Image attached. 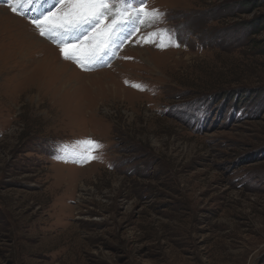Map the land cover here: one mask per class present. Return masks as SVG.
I'll return each instance as SVG.
<instances>
[{"label":"rangeland","instance_id":"374dc122","mask_svg":"<svg viewBox=\"0 0 264 264\" xmlns=\"http://www.w3.org/2000/svg\"><path fill=\"white\" fill-rule=\"evenodd\" d=\"M145 7L88 72L0 2V264H264V0Z\"/></svg>","mask_w":264,"mask_h":264},{"label":"snow or ice","instance_id":"6c2138e0","mask_svg":"<svg viewBox=\"0 0 264 264\" xmlns=\"http://www.w3.org/2000/svg\"><path fill=\"white\" fill-rule=\"evenodd\" d=\"M21 2L9 0V7L14 13L17 8L12 4ZM146 3L147 0H55L48 11L29 22L39 36L59 48L63 59L87 70L109 50L113 38L122 28L131 25L132 31H136L141 25L152 27L162 22L164 13L158 9H146ZM164 36H168L169 44H172L171 35L166 29L147 33L144 40L154 43ZM156 46L168 45L159 43ZM131 86L144 90L143 85L138 83ZM99 147L101 145L96 141L85 138L76 142L72 154L79 157V163H85L88 159L96 158L95 155L89 156V153Z\"/></svg>","mask_w":264,"mask_h":264},{"label":"bare ground","instance_id":"6f19581e","mask_svg":"<svg viewBox=\"0 0 264 264\" xmlns=\"http://www.w3.org/2000/svg\"><path fill=\"white\" fill-rule=\"evenodd\" d=\"M43 51H45V47H44V46H40V50H39V52L42 53ZM47 57H48V58H47L48 61H45V60H44L42 65H44V64H46V63H51V64H52V62H50L49 59H50L51 57L53 58V54H52L51 52H48V53H47ZM23 68H24V67H23ZM19 69H20V68H19ZM27 69H28V68H27ZM23 70H24V69H23ZM17 72H20V71H17ZM18 74H19V73H18ZM11 76H12V75H11ZM17 77H18V76H17ZM20 77H21V75H20ZM0 78H1V76H0ZM19 79H20V78H19ZM59 79H60V78H59ZM38 82H39V79H38ZM44 92H45V91H44ZM32 97H33V96H32ZM27 98H28V97H27ZM32 102H33V101H32Z\"/></svg>","mask_w":264,"mask_h":264},{"label":"clouds","instance_id":"9594fccd","mask_svg":"<svg viewBox=\"0 0 264 264\" xmlns=\"http://www.w3.org/2000/svg\"><path fill=\"white\" fill-rule=\"evenodd\" d=\"M32 25V24H31ZM33 26V25H32ZM101 65L102 64H100L99 66H96V67H93V68H91V69H87V71L89 72V71H91V72H95L96 71V69H99V67H101Z\"/></svg>","mask_w":264,"mask_h":264}]
</instances>
